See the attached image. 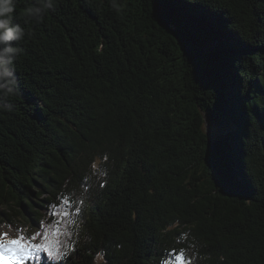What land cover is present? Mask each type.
Returning a JSON list of instances; mask_svg holds the SVG:
<instances>
[{"label":"trees","instance_id":"16d2710c","mask_svg":"<svg viewBox=\"0 0 264 264\" xmlns=\"http://www.w3.org/2000/svg\"><path fill=\"white\" fill-rule=\"evenodd\" d=\"M14 3L0 227L74 249L40 264H264V0Z\"/></svg>","mask_w":264,"mask_h":264},{"label":"snow or ice","instance_id":"6c2138e0","mask_svg":"<svg viewBox=\"0 0 264 264\" xmlns=\"http://www.w3.org/2000/svg\"><path fill=\"white\" fill-rule=\"evenodd\" d=\"M210 166L214 164V159L210 158ZM104 185L101 184V187ZM61 203L65 207L72 204L67 197H61ZM82 203V201H80ZM76 214H79V209H75ZM72 213L69 211H61L57 213L53 210V216H59L61 218L69 217ZM57 226L61 223V220H56L54 222ZM12 226L9 225V228ZM17 235L15 237H9L8 233L0 232V264H26L28 261H36L40 264L42 260V254L47 256L49 260H62L64 259L70 250L68 249L61 252L60 245L57 243L55 250H53L52 243L48 240V232L45 230L43 233L36 232L32 236L28 237L23 234V230L15 229ZM59 229L55 228L53 235H58ZM39 241V242H37ZM174 264H191V261L185 258V253L183 250L176 252L173 249ZM169 255H172L170 253ZM167 264V261H165Z\"/></svg>","mask_w":264,"mask_h":264},{"label":"clouds","instance_id":"9594fccd","mask_svg":"<svg viewBox=\"0 0 264 264\" xmlns=\"http://www.w3.org/2000/svg\"><path fill=\"white\" fill-rule=\"evenodd\" d=\"M50 4H44L41 8L33 10L35 13H40L44 8L50 7ZM15 8L14 0H0V68L6 64H11V53L17 51L9 42L21 39L23 29L16 24L12 23V13Z\"/></svg>","mask_w":264,"mask_h":264},{"label":"rangeland","instance_id":"374dc122","mask_svg":"<svg viewBox=\"0 0 264 264\" xmlns=\"http://www.w3.org/2000/svg\"><path fill=\"white\" fill-rule=\"evenodd\" d=\"M207 131L210 133L213 132V130L209 131V129H207ZM214 133V132H213ZM0 232H5V233H8L9 237H15L14 236V233H12L9 229L5 228V227H0Z\"/></svg>","mask_w":264,"mask_h":264}]
</instances>
